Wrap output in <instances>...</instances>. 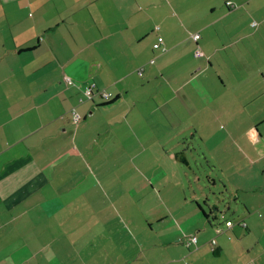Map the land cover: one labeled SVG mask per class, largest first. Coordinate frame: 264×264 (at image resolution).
<instances>
[{"label":"crops","instance_id":"1","mask_svg":"<svg viewBox=\"0 0 264 264\" xmlns=\"http://www.w3.org/2000/svg\"><path fill=\"white\" fill-rule=\"evenodd\" d=\"M0 264H264V0H0Z\"/></svg>","mask_w":264,"mask_h":264},{"label":"rangeland","instance_id":"2","mask_svg":"<svg viewBox=\"0 0 264 264\" xmlns=\"http://www.w3.org/2000/svg\"><path fill=\"white\" fill-rule=\"evenodd\" d=\"M171 122H174V120H172ZM165 139V138H164ZM196 151L193 153V155L195 156V158H197L199 160L200 167L198 168H193V170L195 172L198 173L199 175V186H197V184L194 182L193 178V172L189 169H182V177L184 179V185L182 188V192H184L186 195H190L191 193H193V191H197V194L200 196L201 193H203L204 195L206 194V196L209 199V203L210 206L211 204H219L221 211L223 214H226V216L229 218H231L233 215H235V211L232 209H227V205L228 203L231 204L230 202H228V200L230 198H232V196H230L229 194V188L224 187L223 183L225 182V177H223L221 174H219L216 170H213V167L211 165L206 164V162H204V157L202 154H206V152L204 151V147L200 144L199 138L196 139ZM209 166H211L212 168H210ZM166 170L161 169V173H164ZM206 175L211 176L212 178H215V185L212 184L211 181H207V177ZM138 175L135 174L134 178L135 181L133 182L135 184L136 181H139V177H137ZM186 176L189 177V179H186ZM188 180V181H187ZM123 183H126V181H124ZM136 185V184H135ZM173 185H170V187ZM137 188V186L135 187ZM134 188V189H135ZM132 191V189L130 191H128L129 193L125 194L124 196H118L117 197V204L119 205L118 207L120 208L122 207H134L137 209V207H140L141 204H143L142 207L140 208H145V206H150V207H155L156 206V201L157 198H153V195L151 193V197L147 198H142L140 196V194H137L135 191ZM174 190V189H173ZM133 194V196H132ZM221 194H223V196H221ZM219 199V201L216 200ZM169 203H171V201H169ZM201 204L204 205L203 200H201ZM137 206V207H136ZM214 207V206H213ZM212 207V209H213ZM207 210H209V207L206 208ZM234 211V212H233ZM220 213V212H219ZM218 213V215H219ZM225 223V220L223 222V224Z\"/></svg>","mask_w":264,"mask_h":264},{"label":"built area","instance_id":"3","mask_svg":"<svg viewBox=\"0 0 264 264\" xmlns=\"http://www.w3.org/2000/svg\"><path fill=\"white\" fill-rule=\"evenodd\" d=\"M227 3H229V1ZM198 38H199V34L198 33L193 35V39L195 41H197ZM163 42H164L163 38L162 37H158L157 41H155L153 43V48L156 49V50H164ZM194 55L196 57H200V56L203 57L204 53L201 51L200 48H197L195 50ZM142 71H143V68L139 67L137 73L141 75ZM65 81L68 84H72V81L69 78H66ZM95 85H96L95 82H91L90 84H87V85L84 86L83 93H84V95L87 98H92L94 93L95 94H99L101 97H105V98H108V97L111 98L112 97V93H110V91H105V90H100L99 91V90H97V87ZM70 115H71V118H72L74 123H78L80 121V119H81V117L79 116V112L76 109H74V108L71 110V114ZM232 224L233 223H232L231 220H227V221L225 220V224L224 225L226 227L229 228V227H231ZM240 224L243 227L246 225L245 222H240ZM221 231H222V229L220 227H216L215 228L216 234L221 232ZM197 238L198 237L196 236V234H189V235H184L182 238H179V241L182 242L187 247H190V246H194V245L197 244V242H198ZM211 244H213V245L215 244L214 240H211Z\"/></svg>","mask_w":264,"mask_h":264},{"label":"trees","instance_id":"4","mask_svg":"<svg viewBox=\"0 0 264 264\" xmlns=\"http://www.w3.org/2000/svg\"><path fill=\"white\" fill-rule=\"evenodd\" d=\"M227 209H228V207H227ZM230 209V208H229ZM243 222V221H242ZM246 223V222H245ZM247 225V224H246ZM245 227V226H244Z\"/></svg>","mask_w":264,"mask_h":264}]
</instances>
